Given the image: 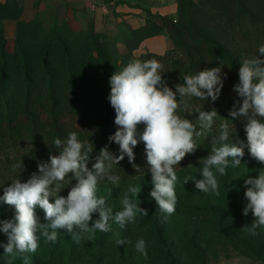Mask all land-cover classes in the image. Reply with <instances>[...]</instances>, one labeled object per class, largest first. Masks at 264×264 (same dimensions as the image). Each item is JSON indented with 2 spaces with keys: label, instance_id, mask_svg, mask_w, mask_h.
Masks as SVG:
<instances>
[{
  "label": "rangeland",
  "instance_id": "374dc122",
  "mask_svg": "<svg viewBox=\"0 0 264 264\" xmlns=\"http://www.w3.org/2000/svg\"><path fill=\"white\" fill-rule=\"evenodd\" d=\"M260 1L257 0L258 3ZM179 3L178 15L173 23L182 36L188 35L187 30L191 26L202 40L212 43L211 47L220 46L222 53L233 58L239 67L243 59L257 55L240 36L243 26L250 20L243 16L236 30L234 22H228L234 10H243L246 0H180ZM118 18H110L102 25L94 21L87 29H77L68 21L46 30L42 25L31 22L21 24L15 35L0 32V128L11 121L13 129L12 145L4 146L0 151V186H9L18 175L25 182L38 161H47L50 153L58 154L53 150L54 139L65 141L69 132H76L81 141L100 144L98 149L93 148L89 167L105 145L118 154L115 143H101L110 108V76L115 71H121L129 61L140 60L142 54L156 50L165 52L175 46L155 15L146 13V23L139 29H133ZM154 23L156 33L145 36L154 30L151 26ZM228 33H237V36L234 39ZM259 43L264 45L263 41ZM213 50L216 51V48ZM207 53V45L194 52L196 56L201 54L203 59L189 75L213 63ZM44 58H47V66ZM180 62H174L166 79L170 87L184 82L182 70L188 63L183 59ZM215 66H221L227 78L219 97L222 102L219 116L212 131L201 130L197 126L205 133L196 137L199 150L195 154L201 155V158L209 155L210 139L218 134L220 125L225 122L230 128V143L238 139L246 141V119L229 116L234 102L239 99L233 86L229 87L238 72L224 61ZM183 105L185 107L186 103ZM197 116L198 113L193 120ZM110 124L111 135L116 125L114 120ZM34 132L37 139L32 137ZM134 153L133 163L125 157L119 165L113 166L112 173L120 176L119 182L102 181L97 194L104 196L111 191L107 204L115 215L122 210L121 200L129 187H141L139 200L132 199L148 210V216L138 215L135 223L128 224L124 229L113 219L110 221V232H97L92 240L85 234L80 243L74 242L67 232L58 230L56 242H46L41 238L36 253L27 254L30 264H264V229H257L256 236L243 229L254 220L251 212L243 215L247 205L244 179L247 175L257 176L258 171L264 168L251 158L247 149L239 167L230 166L225 176L217 174L219 196L195 189L192 179L202 178L198 171L202 162L192 164V167H176L177 204L172 215L162 214L150 196L153 184L147 171L143 143L134 149ZM20 161L24 171L18 174L13 165ZM64 187H67V182ZM67 191L63 190L61 195L66 196ZM128 195L131 198V193ZM14 213V207L0 202V219L12 218ZM36 213L41 223H47L42 209L37 208ZM97 218L98 213L93 216L94 220ZM140 238L146 242L147 258L135 248ZM118 239H125L127 243L117 245ZM0 243H7V237L2 232ZM0 264H7L2 247ZM14 264H23V261L17 259Z\"/></svg>",
  "mask_w": 264,
  "mask_h": 264
},
{
  "label": "clouds",
  "instance_id": "9594fccd",
  "mask_svg": "<svg viewBox=\"0 0 264 264\" xmlns=\"http://www.w3.org/2000/svg\"><path fill=\"white\" fill-rule=\"evenodd\" d=\"M258 54L240 63L239 82L233 86L239 99L229 111L233 119H246V141L238 139L230 143L228 123L220 125L218 134L210 139L209 155L198 161L202 162L198 169L202 178L192 179L199 192L219 196L217 174L225 176L230 166L239 167L245 149L251 158L264 165V45L259 46ZM162 68L163 65L155 59H133L121 71L110 76L108 100L115 111L116 130L108 141L118 145V154L105 145L89 167L94 149L90 143L81 141L76 132H69L65 141L54 139L53 148L58 150V154L50 153L47 161H38V172H33L25 182L18 175L9 186H0L3 191L0 202L15 209L12 218L0 219V232L7 237V243H0V247L7 264H14L17 259L30 264L27 254L36 253L41 238L46 242H56L58 230L67 232L74 242L80 243L85 234L92 240L97 232H110L113 219L124 229L135 223L138 215L148 216V210L132 199H138L141 187H129L131 198L125 193L121 200L122 210L115 215L107 204L111 191L104 196L97 194L102 181L119 182L120 176L112 173L113 166L119 165L125 157L133 163L134 149L140 143L144 145L147 171L153 184L150 196L162 214H174L178 182L176 166H180L187 155L195 154L199 149L196 137L205 134L201 130L212 131L219 116L215 108L206 111L203 105L198 107L193 112L198 113L195 120L201 129L198 130L192 120L181 117L177 112L186 103V97L217 101L227 74L221 66L204 68L196 74L185 75L184 82L176 84L173 89L163 78ZM13 168L18 170V174L24 171L22 161ZM65 182L67 187H64ZM244 187L247 205L243 215L251 212L254 220L243 229L256 236L257 229H264V168L255 177L247 175ZM65 189H68L67 195H61ZM37 208L43 210L47 223H41ZM97 213L98 218L94 220ZM116 243L124 245L127 241L118 239ZM135 248L147 258L143 238L136 241Z\"/></svg>",
  "mask_w": 264,
  "mask_h": 264
},
{
  "label": "trees",
  "instance_id": "16d2710c",
  "mask_svg": "<svg viewBox=\"0 0 264 264\" xmlns=\"http://www.w3.org/2000/svg\"><path fill=\"white\" fill-rule=\"evenodd\" d=\"M232 13L233 15L228 20V22H231V23L234 22L235 30L237 28V23L243 19V16H245L247 19L250 20L249 23L243 26V32L241 33L240 36L242 37L243 41L246 42L250 50L252 48L253 52L258 55V48L260 46L259 42L261 41L264 42V21H262V19L264 18V0H261L259 3L257 2V0H246V3L243 6V10L241 9L238 11L234 10ZM150 14L155 15L156 18L158 19L157 22H159L160 26L167 30L169 36H171V38L173 39L175 46H173V49L171 48L170 50L169 48L165 52H158V51L147 52L140 56V60L141 61L150 60V59L158 60L163 65L162 75L165 80L167 79V77H169L170 71L172 70V67L174 66V64L176 62L179 63L180 61H182V59L183 61L186 60L188 63V65L182 70V75H181L182 79L184 78L185 75H189V73L192 70L194 71L196 69L197 64L199 65L198 62L203 59V57L200 56L201 54L199 56H196L194 52L199 51L200 48L204 45H207V52H208L207 55L213 61V63L209 65V67H216L215 65L219 61H224L226 64L230 65L232 69L235 70V72H238L239 66L236 64L233 58L229 57L226 54H223L220 49L221 48L220 46L215 44L216 46L212 45L211 47L210 45L212 43L209 40H202V37L198 34L197 31L192 29L191 26L187 30L188 35L182 36L176 24L173 23V20L176 19L175 18L176 16L175 17L168 16V15L163 16V15H158L154 13H150ZM155 24L156 23L151 24V26L154 27V30L151 31L149 34H146L145 36L153 35L156 33L155 29L157 26ZM230 28L232 31L233 26L231 25ZM228 34L232 35V38L237 36V33L236 34L228 33ZM214 48H216V51L213 50ZM175 53H177V55ZM177 58H182V59H179L180 60L179 61ZM44 61H45V66H47V58H44ZM238 82H239V76H236V79H233L231 81L229 87L232 88V86H234ZM175 85L176 83L174 84V86ZM174 86L172 87L173 89H174ZM109 93H110V89H109ZM185 100H186V106L184 107V105L182 104L177 114L180 115L181 117H184V116H186L187 118L189 117V119L192 120L193 122H195V120H193V117L196 114L193 112L198 107H201L203 105V110H205V108H207V110H211L212 108H215L218 111L221 108V103H222L219 99L215 102H211V101H202V100L192 98V97H186ZM208 105H209V109H208ZM114 118H115V111L110 106L107 112V116L105 118L106 125H105V131L102 133L101 143L108 141V137L110 136V132H111L109 131V129L112 125L110 123H112ZM11 123L12 122L10 121L8 122V125L2 126L0 128V143H1L0 151L4 146L12 145L13 138H11V136L13 135L12 133L13 129H12ZM32 124H34L33 119H32ZM194 124H196L199 127V123H194ZM32 137L34 139L38 138L35 132L32 134ZM99 146L100 144H94V145L91 144V147L95 149H98ZM200 159H201V155L189 154L181 162L180 166L178 165L176 167H185V166H188L189 164H197ZM33 172H38L37 163L33 166L31 174Z\"/></svg>",
  "mask_w": 264,
  "mask_h": 264
},
{
  "label": "crops",
  "instance_id": "0c3cea01",
  "mask_svg": "<svg viewBox=\"0 0 264 264\" xmlns=\"http://www.w3.org/2000/svg\"><path fill=\"white\" fill-rule=\"evenodd\" d=\"M179 2L180 0H0V32H6L8 36L15 35L21 24L31 22L42 25L46 30L68 21L75 24L77 29H87L94 21L102 25L114 17H120V21L124 20L133 29H139L146 23V13L177 16Z\"/></svg>",
  "mask_w": 264,
  "mask_h": 264
}]
</instances>
